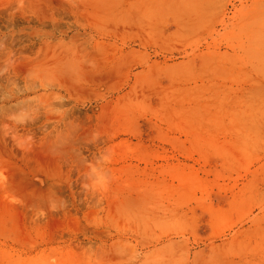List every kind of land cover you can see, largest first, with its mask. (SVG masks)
<instances>
[{
	"label": "rangeland",
	"instance_id": "374dc122",
	"mask_svg": "<svg viewBox=\"0 0 264 264\" xmlns=\"http://www.w3.org/2000/svg\"><path fill=\"white\" fill-rule=\"evenodd\" d=\"M0 264H264V0H0Z\"/></svg>",
	"mask_w": 264,
	"mask_h": 264
}]
</instances>
